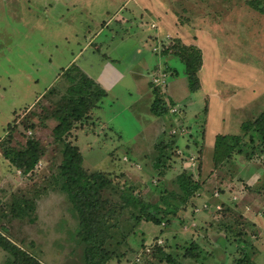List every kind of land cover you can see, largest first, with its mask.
Here are the masks:
<instances>
[{"label":"rangeland","instance_id":"obj_1","mask_svg":"<svg viewBox=\"0 0 264 264\" xmlns=\"http://www.w3.org/2000/svg\"><path fill=\"white\" fill-rule=\"evenodd\" d=\"M198 1L179 3L183 5L180 10L186 8L181 16L184 21L193 18L194 9L207 7L190 30L201 29V38L208 32L211 37L205 47H187L201 59L196 73L199 84L191 90V102L186 107L173 103L175 114L168 110L155 115L145 109L142 99L127 110L128 97L119 95L116 103L104 104L101 113L110 121V129L100 127L102 120L92 122L87 117L71 131L69 140L78 146L84 169L103 172L120 188L130 186V196L144 207L156 203L164 208L162 198L174 206L169 221L159 226L141 220L131 228L129 209L114 213L110 220L114 218L118 228L107 234L112 251L107 264H230L241 250L255 264H264V151H253L248 159L234 155L215 163L221 155H215L213 148L216 135L242 134V122L264 108V0H260L261 11L247 4L248 0H200L207 3L202 8ZM67 2L0 0V232L43 264L84 261L76 213L53 183L62 159L60 144L52 134L56 122L43 117L54 107L53 102L67 93L65 85L75 82L80 66L94 77L99 74L102 53L108 54L107 59L117 54L108 45L99 50L96 42L101 35L93 37L94 44L86 45L74 64L53 82L57 72L86 44L85 37L97 28L77 22L86 18L84 9L90 7L95 22L101 16L94 10L112 14L119 3L103 0L99 5L97 0H88L82 7V1L72 0L74 11L81 13L74 22L70 5L67 13L62 11ZM113 24L114 20L110 26ZM165 38V45L173 41ZM163 42L158 38L154 43L162 48ZM126 55L128 63L131 59ZM162 60L178 74L184 73L179 57ZM87 61L93 63L87 67ZM123 64L115 62L116 67ZM161 86L160 92L164 90ZM137 93L133 89L130 98ZM185 113L187 119H183ZM180 125L185 131L176 135L179 147L172 152L164 149L170 131ZM28 138H36L44 153L35 171L25 174L10 164L2 149H21ZM183 168H189L200 184L195 197L185 203L171 196V192H179ZM104 196L110 204L119 202L116 193ZM155 241L165 243L174 263L160 260L158 252L149 255L147 249ZM191 243L197 244L195 257L184 255ZM6 256L0 248V264H5Z\"/></svg>","mask_w":264,"mask_h":264},{"label":"trees","instance_id":"obj_2","mask_svg":"<svg viewBox=\"0 0 264 264\" xmlns=\"http://www.w3.org/2000/svg\"><path fill=\"white\" fill-rule=\"evenodd\" d=\"M247 4L261 11L260 0H248ZM170 47L172 48L171 51H169ZM160 51L162 54L170 53L179 57L184 64V74L187 77L190 91L192 89L196 90L199 84L196 73L201 65L198 53L195 51L190 53L187 49L182 53L179 48H176L173 44L170 45V43L167 46H163ZM161 69L169 72L167 78L171 76V68L167 69L165 67ZM80 83L81 87L78 86ZM67 85L69 84L65 86L66 88L69 87L67 93L66 91L63 92L60 98L53 102L54 107H51L52 109L43 117L46 119L51 118L56 122L52 128V134L54 142L60 144L62 156L57 173L53 178V183L65 193L76 213L77 235L83 243V264H107L112 255V251L107 246L109 244L107 242L109 241L107 234L112 233L111 230L113 228H118L116 220L114 218L110 220L114 213L119 212L121 209H129V222L131 223V228H134L137 222L141 220L151 222L157 226L164 225L169 221L168 216L170 213L173 214L175 210L173 204L166 198H162L163 203L166 204L164 208L156 203L144 207L130 196L132 190L130 186L122 185L120 188L103 172L89 171L83 168L82 154L78 146L69 140V137L71 131L80 126L83 120L89 116L92 108L105 96L106 92L82 72L78 74L75 82L69 86ZM154 91V97L150 105L152 113L162 115L171 110L172 102L164 101L157 89H154ZM42 96H45V94ZM36 117L43 120L41 113H37ZM242 123V134L215 136L214 153L217 155L220 152L221 155L220 160H215L213 157L215 163H221V160H227L234 157V155H242L248 159L251 158L253 151L260 153L264 151V108L254 118ZM245 137H248L247 141L244 140ZM164 142V149H169L170 152L179 147L176 135L170 134V137ZM7 148L9 149H2L3 156L9 160L13 167L25 174L35 171L37 162L44 153L42 145L39 144L36 138H28L25 146L21 149ZM185 152H188L186 148ZM199 167L200 161L197 164L198 169ZM191 172L189 168H183L180 178H178L179 192L176 194L171 192L172 195L169 194L172 197L176 196L175 198H178L181 203L189 200L191 202L200 186L199 182L193 179ZM106 192L118 194V204H110L109 200L104 196ZM14 214L17 216V212ZM164 244H158L155 241L147 249L149 255L151 253L154 255V253L158 252L160 260L164 259L166 262L174 263V258L170 253H167ZM196 246V243H191L186 248L184 255L197 256L195 251L198 248ZM0 248L7 254L5 264H43L35 256L14 244L1 232ZM230 264L255 263L246 251L241 250L240 254L233 258Z\"/></svg>","mask_w":264,"mask_h":264},{"label":"crops","instance_id":"obj_3","mask_svg":"<svg viewBox=\"0 0 264 264\" xmlns=\"http://www.w3.org/2000/svg\"><path fill=\"white\" fill-rule=\"evenodd\" d=\"M67 1L68 2L63 6L62 11L63 13H67L71 8V17H73L74 22H76L81 13L74 11V3H71L72 0ZM77 1H82V7L88 2V0ZM83 1L85 2V5ZM117 1L119 3L116 5L112 14H110V11L108 10H102L101 13L98 10H94L98 13L97 15L101 16L100 20H96L95 22L91 20L90 12L88 11L90 7L84 9L86 10L85 12H87L86 15H84L86 18L84 21L78 20L77 22H84L89 26L93 24V26L97 28L93 30V35L90 34L85 37L86 44L83 45L82 48H79V52H77V54H73L71 56L68 64L57 72L53 80V82H57L60 74H63L65 69L74 64V59L81 54L80 52L85 49V46L88 44H94L92 41L93 37L101 35V38H99L98 42H96V44L99 45L98 49L102 50L103 45L110 46L113 50L117 51L114 59H107L108 54L103 52L102 54L104 59L100 60L99 64L101 66L97 68L99 69V74L97 72L94 77H90V73L84 66H80L79 69L84 75L95 81L106 92L105 96L96 104V106L92 108L88 118L92 122L102 120L103 122L100 127L108 129H110V121H106V119H103L101 116V113L105 112V108L103 106L104 104L112 105L113 103H116V100L120 97L119 95H122L123 98L128 97L129 102L125 106L126 109H133V107L138 104L140 99H142L140 102H145V104H147L145 105V109H150V101L153 100V92H155L154 89H157V91L159 90L158 93L162 95V98H164V100L168 103L172 102V104L175 103L180 106L185 105L184 107H186V105L191 102V91L189 89L186 75L184 73L182 75L178 74V72L171 66L167 67L166 61L162 60V57L167 59L171 57L172 54H162L160 51L162 48L158 51H156L157 49H154L155 45H157V43L154 42H156L158 38L164 41L160 47L169 45V42L165 45V37L169 36L173 38L170 45L173 44V46L179 48L182 53L185 49H187V47H205L206 41L211 39L209 32L205 34L206 37L201 38L198 34L201 29L197 30V32L190 30V28H192V24L195 23L199 17L205 14L203 11L207 7H204L203 4L207 3H202L200 0L197 5L200 6L201 4V8H204L194 9L196 14L193 18L190 12H187V17L189 16L192 19L186 21H184L181 17L186 14V12L183 13L186 8L183 9V11L180 10L183 7V5L179 4L182 3L181 0ZM97 3L102 5L103 0H97ZM189 4H191V2ZM60 18H63L62 12L60 13ZM112 20H114V24L113 26H110ZM200 20L201 18L199 21ZM207 22L209 23L208 20ZM151 23L154 24V27L150 26ZM171 49L172 48L170 47L169 51H171ZM126 54H128L131 59L128 63L126 60V58L128 59ZM97 59L98 58L96 57V60ZM121 61L124 62L122 67H116L115 62L118 64ZM92 63L93 62L90 61L87 64V67H89ZM129 63H132V66H130ZM165 67H167V69L171 68L172 71L170 72L172 73L171 76L167 78L166 83L163 86L164 90L160 92L162 86L158 87L157 85H153L150 77L155 73V71H159L161 68ZM198 71H200V69ZM50 86L46 87V89ZM133 89L138 91L137 97L130 98L132 95L131 91ZM206 97L208 96L206 95ZM187 117L188 116L185 113L183 119H187ZM154 123H156V121Z\"/></svg>","mask_w":264,"mask_h":264},{"label":"built area","instance_id":"obj_4","mask_svg":"<svg viewBox=\"0 0 264 264\" xmlns=\"http://www.w3.org/2000/svg\"><path fill=\"white\" fill-rule=\"evenodd\" d=\"M151 27H154V24L151 23L150 25ZM154 49H157L156 51L160 50V48H158L156 45H155V48ZM158 75L155 74L153 75L154 78L151 79L153 83H155L156 85L160 86V85H164L166 83V80H167V76L169 75V72L167 71H162L159 70L158 72ZM175 109H172L171 111H174ZM175 112V111H174ZM184 127L182 125L176 127V128H172V130L170 131V134L171 135H183L184 134ZM179 151V150H178ZM193 158H191L192 160ZM206 206V205H204Z\"/></svg>","mask_w":264,"mask_h":264}]
</instances>
